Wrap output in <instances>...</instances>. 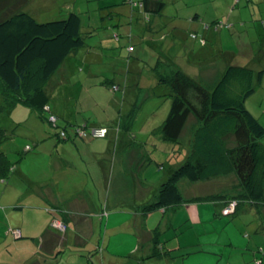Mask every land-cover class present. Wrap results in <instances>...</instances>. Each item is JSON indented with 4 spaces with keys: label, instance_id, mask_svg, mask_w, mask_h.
Wrapping results in <instances>:
<instances>
[{
    "label": "trees",
    "instance_id": "16d2710c",
    "mask_svg": "<svg viewBox=\"0 0 264 264\" xmlns=\"http://www.w3.org/2000/svg\"><path fill=\"white\" fill-rule=\"evenodd\" d=\"M235 1V4L240 2ZM178 2L173 4L172 10L168 8V4L165 5L164 0H122V4H128L131 9L127 16V31L123 34L120 28L110 27L104 39L111 38L118 43L126 36L128 42L122 43H127L128 55L118 53L117 60L120 63H108L106 70L98 61L95 63L90 60L84 64L77 54L81 48H90L91 45L86 40L96 31L94 26L84 29L78 13L70 11L65 17L43 19L39 12L24 6L27 0H0L1 181L14 171L16 160L20 156L32 151V143L26 140L27 133L37 131L39 126L46 137L55 136L61 141L78 134L84 139L95 128L104 129V134H94V137H105L112 132L115 137L116 131L117 139L120 133H127L131 137L134 116L141 106L138 105V100L156 98L157 101L166 100L162 104V119L151 128L150 136L160 144L154 154L156 160H164L159 167L164 168L166 165L168 171L155 194L156 199L143 205V211L148 213L159 208L164 211L173 208L176 211L184 208L181 205L186 200L179 187L181 180L194 184L220 177L230 178L231 175L237 180L236 189L233 188L232 193H211L190 197L189 201L192 199L195 202L218 205L222 203L221 213L229 214V220L245 213L247 205L248 208L264 206V125L246 106V100L260 84H264V66L260 62L261 48L264 46L243 51L241 55L238 48L242 45L237 43L238 48L233 51L237 53V58L231 56L218 76L205 85L175 60L167 62L159 52L156 66L148 64L139 67L132 60L133 55L130 53L136 47V36L132 30L136 22L133 11L138 8L144 13L139 21L142 25L141 32L147 29L146 25H150L152 17L166 14L172 15L174 21H178L175 27L178 30V27L185 26L187 20L193 18L192 15L186 16V11L180 9L188 0ZM101 3L105 5L99 7L100 20L114 21L117 17L115 6L118 4L115 0H103ZM200 3L202 2L199 0L195 5ZM262 3L263 0H246L243 6H249L251 13L256 14L259 22L253 24L254 31L262 37L261 42L264 43ZM193 15L200 19L196 17L197 14ZM242 22L246 27L247 20H240ZM205 25L203 31L230 27L229 22L217 20ZM248 28L251 26L248 25ZM203 31L198 33L189 28L186 37L206 46L208 41ZM144 34L140 33V37ZM161 35L164 37V34ZM250 44L252 41L248 44L244 42L242 48H253ZM214 47L221 48L218 44ZM98 51L103 53L104 48H99ZM218 52H221L220 49ZM124 57L128 62L126 67ZM68 59L71 64H76L75 70L80 75L100 78L99 83L111 91H121L122 106L116 120L101 123L79 119V109L73 108L76 107L75 103L78 104L75 97L72 98L68 110L72 119L63 115L62 111L59 112L61 108L57 103L61 101L54 93L67 89V85L54 78ZM255 60L259 63L253 64ZM259 64L261 67H258ZM132 85L136 87L133 88ZM144 90L146 93L141 94ZM126 102L128 112L125 110ZM130 143L133 141L130 140ZM182 151L183 159L173 163V156ZM14 155L18 157L14 158ZM171 159L169 164L167 161ZM228 208L230 210L225 213ZM46 209L53 211L49 207ZM229 220L227 221L230 222ZM157 229L158 226L155 227L154 239L159 237ZM180 232L181 230H173L174 236ZM154 255H158V251L149 257Z\"/></svg>",
    "mask_w": 264,
    "mask_h": 264
},
{
    "label": "crops",
    "instance_id": "0c3cea01",
    "mask_svg": "<svg viewBox=\"0 0 264 264\" xmlns=\"http://www.w3.org/2000/svg\"><path fill=\"white\" fill-rule=\"evenodd\" d=\"M164 1L165 5L170 3L169 0ZM172 1L179 3V0ZM200 1L203 3L202 0ZM166 9L167 7L164 11ZM115 10L117 11L115 14L120 18L127 17L131 12L129 5L124 3L115 6ZM136 10L133 11L136 22L132 26V30L136 36L134 40L136 47H134L137 48L138 43L146 38V40H150L148 41L150 48H154L157 52L161 53L167 62L170 63L175 60L178 64L181 61L180 58L184 57L186 53H194L195 55L188 59V65H186L189 69H183L205 85L206 80L203 76H205L206 68L204 69V74L193 73L191 71V69L194 70L193 67L197 68V66H200L202 63L200 59H205L204 56H201L206 52L205 45H201L197 41L186 37L187 29L192 28L193 31H198L197 25L199 19L195 18L193 14H197L196 17L200 18L199 11L187 12L186 16L192 15L193 18L188 19L186 25L178 27V30H175L178 21H174L172 15L166 14L167 17L166 15L152 17L150 25H146L147 29L141 32L142 29L140 27L142 25H140L139 21L144 13L138 8ZM241 25L244 26V23L242 22ZM128 26L122 28L123 34L126 33ZM140 33L145 34L140 37ZM161 34H164V37H161ZM250 45L252 46V44ZM98 49L81 48L77 54L80 55V60L84 64H87L90 60H94L96 63L103 60L102 52H99ZM182 49H185V54H183L184 50ZM239 52L242 55L243 51L239 50ZM261 53V55H264V48H261ZM233 57L237 58V53L233 54ZM79 75L80 72L75 70V64H71L68 59V61L64 62L54 79L67 85L71 84L74 79L79 80L77 78ZM65 90L55 92L54 96L61 101L59 104L57 103L58 107L61 108L59 112L62 111L63 115L72 119L68 110L70 108L71 97L73 98L74 96L66 93ZM64 99L67 102H64ZM79 119L82 120V117ZM27 134L26 140L32 143V151L24 156H20L16 160L14 171L7 175L5 180H0V264H61L62 260L69 261L75 259L76 261L78 259L76 258L78 257L76 250L85 248L86 244L90 243V239L86 237V232L88 230L92 231L96 226L99 229L104 226L105 234L107 233L108 235L107 242H104L106 249L103 250L102 248V253L96 249V251H93V254L95 252L101 253L100 255L103 256V259H108L111 264H121L119 262L122 256L136 259L137 264H141L144 258H152L154 261L162 260L164 264H264V206L248 208L247 205L245 213L233 217L232 220H229L230 222L227 221V224L233 227H229L231 231L229 235L223 236V233L218 229V227H223L226 222L223 221V217L226 215L221 213L222 203L218 205L210 202L209 204L212 206L208 207L201 204L204 202H195L192 199L191 202L189 201L190 197L209 195L211 193H232L233 189L231 187L219 184L221 179H225L227 182V177L194 184L181 180L183 184L179 187L184 200H186L181 206L185 209L179 208L176 211L173 208H167L165 211L161 208L156 209L161 214L167 216V218L165 219L164 217L160 221V226L158 227L159 237L158 239H154L155 227L151 228L148 222L151 215H146L147 213L141 207L150 202L153 197L149 193H146L147 191L143 194V191L146 190V186L142 185L143 181H139L137 193L140 195V198L136 201H134L135 190L132 194L126 191V196L122 198L117 194L112 197L111 201H102L103 196L101 195H99L98 199L95 190L87 186L85 187L83 184H81L82 188H79L77 185L73 189L65 188L60 191V181L63 184L64 180H70L69 178L73 173L78 172V175L88 173L90 175L89 167L83 168L86 167L85 164L87 162L84 156L87 155L83 154L81 149L79 150V147L76 146L78 143L76 142L72 145L75 148L73 152H66L69 148H64L65 144L63 141L65 140L61 141L51 135L46 137L40 126L37 131L28 132ZM112 135L113 132L110 133L109 137L111 138ZM46 148H48L47 153L49 156L42 163L46 166L47 171L44 174L37 175H35L36 172H23V163L28 159L30 161L38 159V156L42 155V152ZM109 149L111 147L107 149L108 151H92V159L96 158L97 160L94 170L101 181L107 180L108 177L105 176L107 168L103 165L102 160H100L105 155V162L110 164L108 173H112L115 176L113 180L118 181L122 174L124 177L125 170L123 167L126 159L131 158H127L124 154L125 149L123 147L118 152H110ZM17 157L14 155V158ZM131 161L133 163L136 162L133 159ZM127 185L128 182H124V186L127 187ZM207 190L210 191L205 192ZM114 191L117 193V189ZM108 202L113 206L110 209L107 204ZM131 204L132 207L128 212L125 210L126 207L124 205ZM48 207L49 210L53 209V211H48L46 209ZM54 209L56 210L54 211ZM177 211H184L181 219L177 215H174V212ZM67 212H69L68 215L65 214ZM169 212L170 214H166ZM129 213H133V217L137 221ZM137 213L144 215L139 217ZM172 217L173 220L176 218V223H178L176 226L172 222L169 223V218L171 219ZM184 218L186 220H194L192 224L187 225L189 228H194V231L189 232L195 233V237L188 241H184L183 237L175 238L172 241L166 234V237L160 240L161 231L164 230L165 226V230L171 229L172 237L174 236L173 230L175 229L177 231L181 230V232L185 231H182L184 225L182 220ZM59 219H63L60 228L54 225ZM196 222H200L203 225L198 226L195 224ZM158 224L155 223L156 226ZM127 226L129 227L126 228ZM121 228L124 230L123 236L115 237V245H120L117 242L118 239L126 241L130 245L129 253H110L106 256L107 253L113 251L109 249L111 239L113 236L119 234L116 230H120ZM109 232H111L112 236L109 235ZM126 232L130 234H126ZM143 233L146 236L145 238L142 236ZM126 236L128 237L127 240H125ZM231 236H233V239ZM136 238L137 242L135 246ZM97 246H100V241L97 242ZM156 251H158V255L149 257L152 253L155 254ZM87 256L90 257V254H87ZM115 258L120 259L115 260Z\"/></svg>",
    "mask_w": 264,
    "mask_h": 264
},
{
    "label": "rangeland",
    "instance_id": "374dc122",
    "mask_svg": "<svg viewBox=\"0 0 264 264\" xmlns=\"http://www.w3.org/2000/svg\"><path fill=\"white\" fill-rule=\"evenodd\" d=\"M13 1V0H12ZM170 3H168V8L173 10V4L175 3L172 0H169ZM203 3H200L199 5H195V3H199V0H188L186 5H181L180 9L183 11L189 12V11H199L200 13V19L198 20V33L203 31V28L206 27L205 23H211L214 20L217 21H227L229 22L230 27H222L221 29L214 30H205L203 31L204 36L207 38L208 41L207 45L205 46L207 48V52H204L201 56H204L205 59H200L202 62L200 66H197V68L193 67L191 71L193 73H200L204 74L205 70V76L203 78L206 80V84L212 82L216 76L223 70L225 67V63L228 59H230L233 54H235L237 47V43L243 45L245 43H251L252 41V47L253 48H238L241 51H250L256 50L255 48H261L264 46V43L261 42V36L256 34L253 27V24L259 22L257 20L256 14L251 13V9H248L249 6H243L245 4L246 0H240L238 4H235V0H202ZM101 2L103 0H27V4L24 5L25 7H30L31 9H34L37 13L39 12L42 16H40L43 19H53V18H59V17H65L70 11H74L79 14V16L82 19V25L85 28L89 26L96 27L95 33L87 38L86 42L90 44V48H104V52L102 53L103 60L98 62L101 67L107 70L108 63H114L118 64L120 61H118L117 56L118 53L122 54L124 53L126 56L128 55L126 44H123L125 40L128 42V38L126 36L122 37L120 42H115L113 39H104V35L106 32H108L109 28H120L122 31V28H125L128 24L127 17L124 16V18H118L116 17L114 21L111 20H104L103 22L100 20V8L102 5ZM22 3V2H21ZM115 3L118 5L122 4V0H115ZM14 4V2H13ZM126 4V3H124ZM262 9H264V0L261 5ZM264 13V10H262ZM247 20V26L244 27L241 25L240 20ZM252 21V22H251ZM248 25L251 26V28H248ZM255 33L254 37L252 36ZM252 36V38H251ZM104 42H103V40ZM216 44L220 45L221 48H216ZM175 49V48H174ZM220 49L221 52H218ZM177 50V49H175ZM183 54H185V49ZM181 51V50H180ZM221 54V56H220ZM262 54V53H261ZM260 54V55H261ZM130 55H133V59L135 60V64L139 67H143L144 65H153L156 66L158 63L157 59V51L154 48H150V45L148 41L145 39H142L139 43L137 48H135ZM194 53H186L184 57L180 58L179 65L182 68L189 69L186 67L188 65V59L191 56H194ZM126 58H123V62L126 65L128 64ZM260 62L264 66V55L260 56ZM256 60L253 62V64H257ZM76 65V64H75ZM255 67V66H254ZM258 67H261V64H259ZM151 75V74H150ZM152 76V75H151ZM79 81L77 79L72 80V85L67 84L66 92H69L70 95L74 96L76 100L78 101V104L75 103L76 107H73L74 109H79V116L82 117V119H87L88 121L92 122H101V123H109L110 121L116 120L119 115V111L121 110V91H111L108 87H105L103 84L99 83L101 80L97 77H91L87 78V76H84L83 74L80 76H77ZM133 88L136 87V85H132ZM146 93V90L143 91L144 94ZM166 99L158 100L155 98L153 100H138V105L140 106L139 111H136V114L134 116L135 124L134 129H132L133 135L130 137L127 133L119 135L118 139V131L114 135L109 137L110 134L106 137H94V134H89L86 138L82 139L81 135H76V137H70L67 138V140L63 141L64 148H69L66 152H73L75 149L72 145L74 142L78 143L76 144L77 147H79V150L81 149L83 154L87 155L84 156L86 159V167L90 170V175L87 174H81L78 175L77 173H73L70 180H64L58 189L62 191L63 189L71 188L73 189L77 185L79 188H82L83 184L85 187H90L91 189H94L97 193V198L99 199V195L103 196L102 201H111L112 197L119 194V196L122 198L123 196H126V191L129 194H132L134 191V201L138 200L140 198V195L138 192V186L139 181H143L142 185L145 187L146 190L143 191V194L149 193L153 199L155 198V194L158 191L159 185L164 178L167 168L159 167L164 163V160H156L154 154H156L157 150L160 148V144L156 143V140L150 136L151 128L159 123L161 121V112H163V103L165 104ZM64 102H67L66 99H64ZM70 102H72V97ZM129 102V101H128ZM169 102V99H168ZM127 103V102H126ZM157 105V106H156ZM246 106L249 110H251L255 116L259 118L261 123L264 125V84H260L259 87L256 88L253 95H251L246 100ZM125 110L128 112V103L126 104ZM123 110V109H122ZM89 131V130H87ZM87 140V141H86ZM130 140L133 141V143H130ZM71 144V145H70ZM114 144V145H113ZM71 148H70V147ZM110 152H118L123 147L124 154L127 156L124 163L123 169L125 170L124 177L123 174L121 175V178H119L118 181L113 180L115 179V176L112 173H108V169L110 168V164L106 161V156L103 155L100 160H102L103 165L107 168V173L105 174L107 180L101 181V179L96 175V171L94 170L97 162L96 158L92 159L91 153L94 152H103L108 151ZM47 149H44L42 152V155L38 156V159L34 160H27L23 163V172H30L37 174H44L47 171L46 166L42 163L45 162L48 159L49 154L47 153ZM76 152V151H75ZM95 154V153H94ZM153 154V157H152ZM11 155V153H10ZM12 156V155H11ZM183 151L173 156V163H178L183 158ZM99 160V161H100ZM169 164L172 162L171 160L167 161ZM168 164V165H169ZM112 171V170H110ZM125 178V180H124ZM124 182H128L127 187L124 186ZM147 185H146V184ZM183 182H180V185H182ZM219 184L221 186H229L234 190L237 186V180L234 176L228 178V181L226 182L225 179H221ZM117 185V186H116ZM210 185V184H209ZM207 185V186H209ZM134 188V189H133ZM117 189V193L114 191ZM210 190H207L205 192H208ZM152 199V200H153ZM109 209L112 208L111 204L108 202ZM206 206H212L209 203H201ZM128 212L130 211L131 205H124ZM142 207V206H141ZM56 209H54L55 211ZM118 210V209H115ZM52 211V210H50ZM181 211L174 212V215L178 216L179 219L182 218V214L179 213ZM69 212L65 213L68 215ZM149 213V214H148ZM146 215H151L148 219L149 225L152 227H156L155 223H159L157 226H160V221L165 217L164 214H161L159 210H152L149 211ZM132 218H134L135 221L137 219L133 217V213H129ZM166 214H170L166 213ZM139 217L141 215H144L142 213L138 214ZM173 215V216H174ZM128 216V215H127ZM105 218V217H104ZM114 219V218H113ZM117 219V217H116ZM124 219V218H119ZM164 219V220H165ZM230 218L226 215L223 217V221H226L223 225V227H218V229L223 233V236L229 235L231 233L229 227H233L232 225L227 224V220ZM115 220V219H114ZM216 220V219H215ZM63 219H59L57 222H55L56 226L59 228L62 225ZM184 222V225L182 227V231L178 237L171 236V229L168 230H162L161 231V239L166 237V234L170 237L172 241L175 240V238H182L184 241H188L189 239H192L195 237V233H191L189 231H194V228H189L187 224H192L193 219L186 220L185 218L182 220ZM172 222L175 226L178 224L176 223V218L173 220V217L169 218V223ZM58 223V224H57ZM128 224V222H127ZM198 226H202L203 224L200 222H196ZM155 225V226H154ZM130 226V225H129ZM127 226L126 228H128ZM236 228V227H235ZM101 229V230H100ZM96 226L92 231L86 232L87 239H90V243L86 244L85 248H79L77 249V256L78 258L76 261L69 260L65 261L62 260L61 264H111L108 259H103V256L100 254L101 251L106 249V246L104 245V242H107V233L105 234V227L102 226L100 228ZM158 230V229H157ZM120 231V232H119ZM159 231V230H158ZM119 234L116 236H113L109 245V249H112L113 251H110L107 253L106 256H108L110 253H119L125 254L129 253L130 249L128 243L126 241L117 240L120 245H115L116 238L115 237H122L124 230L121 228L120 230H116ZM155 232V230H154ZM114 233V232H113ZM151 233V232H150ZM126 234H130L129 232H126ZM109 235L112 236L111 232H109ZM114 235V234H113ZM142 236L145 238L144 233ZM233 239V236H231ZM128 237H125V240H127ZM100 241V246H97V242ZM183 241V242H184ZM137 238L135 239V246H136ZM83 243V242H81ZM103 248V250H102ZM98 249L101 253L95 252L93 254V251H96ZM91 250V252H89ZM87 254H90V257L87 256ZM120 259V258H115ZM121 264H137L136 259H130L126 258L125 256L121 257V261L119 262ZM141 264H164L162 260H152V258H144V261Z\"/></svg>",
    "mask_w": 264,
    "mask_h": 264
},
{
    "label": "built area",
    "instance_id": "2783aa9c",
    "mask_svg": "<svg viewBox=\"0 0 264 264\" xmlns=\"http://www.w3.org/2000/svg\"><path fill=\"white\" fill-rule=\"evenodd\" d=\"M92 132H93V134H95V135H102V134H104V129H100V128H99V129H96V128H95V129H93ZM229 210H230L229 208L226 209V210H225V213L228 212Z\"/></svg>",
    "mask_w": 264,
    "mask_h": 264
}]
</instances>
